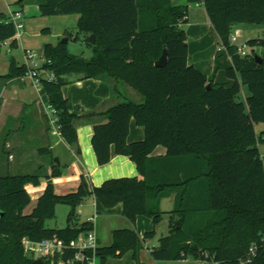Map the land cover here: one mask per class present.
<instances>
[{
	"label": "trees",
	"instance_id": "obj_1",
	"mask_svg": "<svg viewBox=\"0 0 264 264\" xmlns=\"http://www.w3.org/2000/svg\"><path fill=\"white\" fill-rule=\"evenodd\" d=\"M188 1L204 5L220 37L210 75L188 61L187 34L181 26L188 22V5L175 6L171 0H35L43 16L79 14L78 29L93 48L87 58L71 53L67 43L43 46L46 61L38 69V79L48 103L58 111L62 137L76 145L78 121L93 122L98 163L110 162L114 146L117 154L136 163L141 176L91 185L81 175L78 188L65 194L55 192L53 178L62 175L55 160L50 174L0 176V264H31L23 247L25 237L69 241L93 229L90 220L78 225L77 208L90 197L107 208L122 203L123 215L134 225L139 215L150 217L154 225L143 237L134 228L113 230L112 243L96 250L100 264H111L109 258L128 250L136 258L164 213H169V232L150 249L154 259L264 264V156L259 148L263 136L255 129L257 122H264V54L253 49L243 56L231 41L239 24L264 26V0ZM6 17L0 12V51L8 40L12 49L18 47L16 27L5 22ZM90 34L95 35V43L89 41ZM247 44H264V31L262 38L249 39ZM165 48L168 62L158 67L155 62ZM28 71V65L12 55L9 71L0 78L22 86ZM105 75L131 85L144 102L126 99L105 111L70 112L62 88L74 81L72 76L80 80ZM244 85L250 94L243 101ZM99 116L107 122L98 121ZM132 118L144 127L145 137L128 142ZM159 145L166 153L153 156ZM43 178L44 193L32 212L25 213L31 201L26 185H39ZM172 193L173 209L162 210V199ZM60 203L70 206L67 225L46 227V219L55 217ZM252 247L251 260L241 263Z\"/></svg>",
	"mask_w": 264,
	"mask_h": 264
},
{
	"label": "crops",
	"instance_id": "obj_2",
	"mask_svg": "<svg viewBox=\"0 0 264 264\" xmlns=\"http://www.w3.org/2000/svg\"><path fill=\"white\" fill-rule=\"evenodd\" d=\"M171 2L175 6H189L188 22L181 25L187 34L189 63L195 65L206 75L212 74L215 55L221 47L220 37L209 19L204 5L189 3L188 0H171ZM9 9L15 8L11 6V3L0 2V12L6 13ZM26 19L24 18L25 30L20 39H17L18 47L22 46L24 39H26V23H28ZM9 41L11 43V40ZM47 43L50 42L42 41L39 47L43 48L44 44ZM6 44L8 42L3 45ZM26 49L24 48V50ZM11 50V47L8 48L9 52ZM18 62L21 63L20 61ZM8 71L9 62L7 70L0 72V76L7 74ZM49 74L50 72L44 73L45 76H49ZM72 78L74 81L64 85L62 90L64 96L68 99L69 111L77 115L92 111H105L112 105L126 99L137 103L144 102V96L125 81L106 75L99 79L87 78L79 80L76 76H72ZM22 80L24 85L21 86L14 80L0 78V135L3 137V141L0 142V154L5 149L6 144L10 145L12 150L11 160L17 159L13 166L14 169H17V173L43 172V174H50V156L51 158L54 157V160L58 157L62 167V175L53 178L55 192L58 194L76 190L80 184L81 175H84L91 185H100L110 178L141 176L136 163L129 156L117 154L114 146L111 148L110 162L104 165L98 163L92 145L93 122L78 121V144L76 145H71L63 137L54 134L50 117L46 111L48 96L44 88L40 82L34 81L29 77H24ZM96 119L101 122H107V119L102 116ZM144 137V127L137 124L136 120L132 118L127 137L128 142L142 140ZM57 148H60V151ZM57 153L58 155L55 156ZM165 153L166 148L163 145H159L155 148L152 155L161 156ZM2 171L3 168L0 165V172ZM41 184L42 188H36L37 190L33 186L31 190L28 185L26 186L29 194L30 191L36 194L37 201L44 193L47 181L43 179ZM169 197L175 203V193H172ZM92 198L95 205L94 212L98 216L99 214H104L107 218H115L123 214L122 203L107 208L96 198ZM88 220L82 218L79 220L78 225ZM153 227V221L150 217L139 215L136 224L131 223L128 228L136 229L140 237H143ZM98 240L99 244L102 245L99 237Z\"/></svg>",
	"mask_w": 264,
	"mask_h": 264
},
{
	"label": "rangeland",
	"instance_id": "obj_3",
	"mask_svg": "<svg viewBox=\"0 0 264 264\" xmlns=\"http://www.w3.org/2000/svg\"><path fill=\"white\" fill-rule=\"evenodd\" d=\"M18 0H2L3 3H11V6L15 9H22L24 18L28 20L26 26V39H24V44L18 48L12 49L10 52V41L8 44L3 45L0 51V72L6 71L8 68V62L10 57L13 55L17 61L25 63L28 67L39 69L44 60L42 57L29 58L25 55L24 48L35 50L39 53L43 52V48H40L42 41L50 42L56 44L61 42L64 38L68 37L67 42L68 50L76 55H82L84 57H91L93 55V50L91 46L88 45L87 36L85 32L78 29V20L80 15L76 13L64 14V15H51L43 16L40 14L38 5L35 0H24L21 4L17 2ZM264 26L260 24L242 23L233 28V33H237L236 44H245L249 39L262 38L263 37ZM20 39V38H19ZM255 52L259 55L264 54V44H256L251 47L248 46V50ZM250 94V91L246 85L242 87L240 94V99L245 100ZM255 129L258 136H263V141H259V148L264 156V122H257L255 124ZM3 141V137L0 135V142ZM60 151V148H57ZM57 151V152H58ZM12 150L10 145L6 144L4 150L0 154V165L3 171L0 172L2 176L9 175L10 173H17V169L13 166L15 161L11 160ZM55 154V156H57ZM50 168L52 171V164L54 162V157L50 156ZM43 173V172H42ZM0 175V176H1ZM44 179V178H43ZM28 188L31 190L33 187L36 189L42 188V184L34 185L28 183ZM26 185V186H27ZM33 186V187H32ZM36 189V190H37ZM31 201L25 209V212L29 213L32 211L33 207L37 203V196L33 191H30ZM94 199L88 198L84 203L78 206L77 210H81V214L78 215V223L82 218L91 219L95 213ZM174 201L171 198L166 197L162 200V209L164 211H169L173 209ZM70 211V206L68 204L60 203L56 206L55 217L46 219L45 224L48 228H63L68 223V213ZM176 218L177 215H174ZM123 220V221H122ZM95 225V231L97 236L100 238V243L102 245H109L113 241V230L130 227L131 222L123 215L120 214L119 217L107 218L104 214H99L96 220L93 221ZM169 232V213H164L161 221L155 226V233L152 238L147 239L144 242L143 247L138 250L136 258L134 257V252L132 250L126 251L121 257L109 258L111 264H210L209 261L200 259H174V260H156L150 254V249L158 244L159 238ZM144 234V233H143ZM206 257V256H205ZM95 264H100L99 258L95 259Z\"/></svg>",
	"mask_w": 264,
	"mask_h": 264
},
{
	"label": "built area",
	"instance_id": "obj_4",
	"mask_svg": "<svg viewBox=\"0 0 264 264\" xmlns=\"http://www.w3.org/2000/svg\"><path fill=\"white\" fill-rule=\"evenodd\" d=\"M7 17L5 22H12L16 27L15 37L18 39L25 30L24 14L22 9H9L6 12ZM237 40V33L231 35V41L235 43ZM9 41V40H8ZM6 41L5 43H7ZM238 52L241 55L248 53V44H237ZM25 55L29 58L42 57L44 62L46 61L43 54L32 49H26ZM38 69L29 67V71L25 77H29L34 81L39 82ZM54 76L53 73L49 74V78ZM47 114L50 117V123L54 134L62 137L61 125L59 124L58 111L51 104L46 105ZM77 214H81V210H77ZM98 214L95 213L90 221L96 220ZM94 224V222H93ZM99 240L95 231V225L93 229L83 230L80 235L69 241L62 238H44L41 240H33L29 237L23 238V247L25 255L33 261L42 259L45 264H95L97 258L96 250L99 246ZM69 252H73L72 255H68ZM255 254V248L252 247L246 257L240 260L241 263L251 260ZM205 256H208L207 254ZM217 264V263H213Z\"/></svg>",
	"mask_w": 264,
	"mask_h": 264
},
{
	"label": "water",
	"instance_id": "obj_5",
	"mask_svg": "<svg viewBox=\"0 0 264 264\" xmlns=\"http://www.w3.org/2000/svg\"><path fill=\"white\" fill-rule=\"evenodd\" d=\"M88 39L92 43H95V41H96L94 34H90ZM68 40H69V38L66 37L61 42L67 43ZM256 59L261 61V57L259 55L256 56ZM167 62H168V50H167V48H165L161 57L155 62V65L158 67H164V66H166ZM209 87H210V84H208V88ZM55 162L58 165H60V159L58 157L55 158ZM32 264H45V262L42 259H38V260L33 261Z\"/></svg>",
	"mask_w": 264,
	"mask_h": 264
}]
</instances>
